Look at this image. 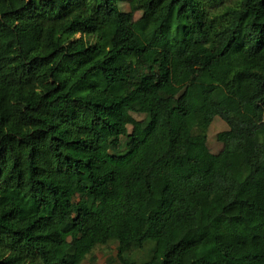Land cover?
I'll use <instances>...</instances> for the list:
<instances>
[{
    "label": "trees",
    "instance_id": "16d2710c",
    "mask_svg": "<svg viewBox=\"0 0 264 264\" xmlns=\"http://www.w3.org/2000/svg\"><path fill=\"white\" fill-rule=\"evenodd\" d=\"M112 244L264 264V0H0V264Z\"/></svg>",
    "mask_w": 264,
    "mask_h": 264
},
{
    "label": "rangeland",
    "instance_id": "374dc122",
    "mask_svg": "<svg viewBox=\"0 0 264 264\" xmlns=\"http://www.w3.org/2000/svg\"><path fill=\"white\" fill-rule=\"evenodd\" d=\"M122 8L126 9L127 5L122 4ZM136 17L139 16V13H136ZM226 128V124L219 118H215L207 129V145L211 152H218L222 144L216 139V134ZM72 213H68L67 217L71 216ZM114 254V245L109 247H102L96 250L90 257H88L84 264H107V257Z\"/></svg>",
    "mask_w": 264,
    "mask_h": 264
}]
</instances>
